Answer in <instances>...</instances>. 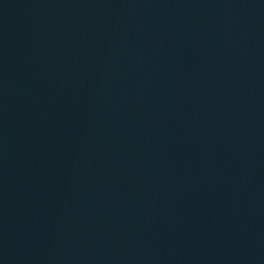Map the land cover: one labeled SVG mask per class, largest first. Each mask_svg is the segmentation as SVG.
Returning <instances> with one entry per match:
<instances>
[{"label": "water", "instance_id": "95a60500", "mask_svg": "<svg viewBox=\"0 0 264 264\" xmlns=\"http://www.w3.org/2000/svg\"><path fill=\"white\" fill-rule=\"evenodd\" d=\"M0 264H264V0H0Z\"/></svg>", "mask_w": 264, "mask_h": 264}]
</instances>
